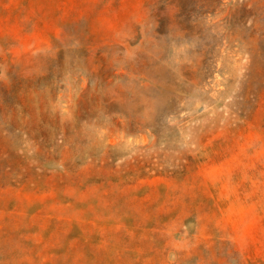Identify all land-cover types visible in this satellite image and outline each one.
Returning a JSON list of instances; mask_svg holds the SVG:
<instances>
[{"label":"rangeland","instance_id":"374dc122","mask_svg":"<svg viewBox=\"0 0 264 264\" xmlns=\"http://www.w3.org/2000/svg\"><path fill=\"white\" fill-rule=\"evenodd\" d=\"M264 0H0V264H264Z\"/></svg>","mask_w":264,"mask_h":264},{"label":"trees","instance_id":"16d2710c","mask_svg":"<svg viewBox=\"0 0 264 264\" xmlns=\"http://www.w3.org/2000/svg\"><path fill=\"white\" fill-rule=\"evenodd\" d=\"M260 97H261V98H260V100H261V104L264 105V93H262Z\"/></svg>","mask_w":264,"mask_h":264}]
</instances>
